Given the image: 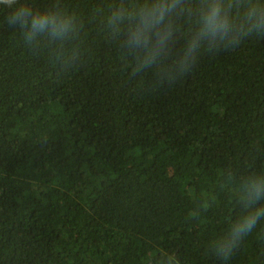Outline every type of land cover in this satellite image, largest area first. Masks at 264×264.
<instances>
[{
	"label": "trees",
	"instance_id": "16d2710c",
	"mask_svg": "<svg viewBox=\"0 0 264 264\" xmlns=\"http://www.w3.org/2000/svg\"><path fill=\"white\" fill-rule=\"evenodd\" d=\"M20 2L73 20L29 42L0 4V264H264V218L214 251L264 174V35L161 82L106 28L119 0Z\"/></svg>",
	"mask_w": 264,
	"mask_h": 264
},
{
	"label": "clouds",
	"instance_id": "9594fccd",
	"mask_svg": "<svg viewBox=\"0 0 264 264\" xmlns=\"http://www.w3.org/2000/svg\"><path fill=\"white\" fill-rule=\"evenodd\" d=\"M0 4L8 6L6 23L17 25L29 42L45 33L63 39L71 31L73 17L60 10L34 9L20 0H0ZM185 25L190 38L174 52L177 33L182 34ZM106 28L134 61L136 74L156 68L159 81L172 82L195 65L202 49L211 53L221 44L235 46L245 37L264 35V0H119L110 8ZM239 191L246 212L214 245L223 261L264 218V206H258L264 201V174L242 179ZM170 264L179 262L172 257Z\"/></svg>",
	"mask_w": 264,
	"mask_h": 264
}]
</instances>
